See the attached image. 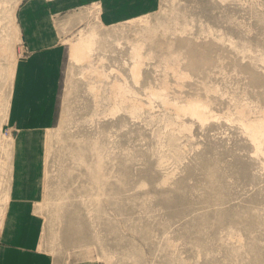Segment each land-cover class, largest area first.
Instances as JSON below:
<instances>
[{"label":"rangeland","instance_id":"obj_1","mask_svg":"<svg viewBox=\"0 0 264 264\" xmlns=\"http://www.w3.org/2000/svg\"><path fill=\"white\" fill-rule=\"evenodd\" d=\"M30 4L62 54L33 252L50 264H264V0H0V245L15 247L2 237ZM81 35L94 51L74 64L66 42Z\"/></svg>","mask_w":264,"mask_h":264},{"label":"crops","instance_id":"obj_2","mask_svg":"<svg viewBox=\"0 0 264 264\" xmlns=\"http://www.w3.org/2000/svg\"><path fill=\"white\" fill-rule=\"evenodd\" d=\"M21 17L26 31L30 32L26 33V41L33 54L32 60L19 72L14 105L20 135L14 140V173L11 168L7 222L3 225L6 231L2 238L11 240L15 247L0 245V264H50L42 255L33 252L38 246L39 233L33 212L42 198V140L39 137L44 130L43 122L52 118V112H48L53 111L62 54L57 44L50 41L47 34L50 22L41 8L33 10L31 4L27 5Z\"/></svg>","mask_w":264,"mask_h":264},{"label":"bare ground","instance_id":"obj_3","mask_svg":"<svg viewBox=\"0 0 264 264\" xmlns=\"http://www.w3.org/2000/svg\"><path fill=\"white\" fill-rule=\"evenodd\" d=\"M66 44H67V48H68V57H69V61L70 62H72L74 64H81V63H84V62H86V63L90 62L91 55H92V53L94 51L93 50L94 49L93 48L94 42H93L92 38L84 37L83 35H81V37L79 38L78 41H76V42L68 41V42H66ZM13 74L15 75V68H14ZM30 82H32V81L30 80ZM34 92L36 93V91H34ZM114 94H115V99L116 100L119 99L121 102L125 101V91H124V89L115 90ZM25 100H27V98ZM190 106H191L190 111H191V113L193 115H195V116H197L198 118H201V119L204 118V116H203L204 115V110L202 109V105L201 104L191 103ZM252 135H253L254 139H256L258 137V133L256 131H252Z\"/></svg>","mask_w":264,"mask_h":264}]
</instances>
